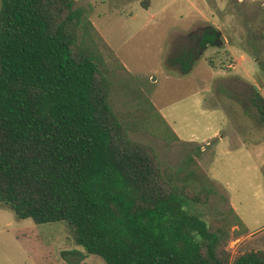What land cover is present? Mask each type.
I'll return each mask as SVG.
<instances>
[{
    "label": "trees",
    "instance_id": "1",
    "mask_svg": "<svg viewBox=\"0 0 264 264\" xmlns=\"http://www.w3.org/2000/svg\"><path fill=\"white\" fill-rule=\"evenodd\" d=\"M74 4L0 0V204L36 223L65 221L105 264H264V248L232 256L227 247L248 230L233 207L206 220L184 206L215 190L201 165L162 166L154 146L130 136L143 128L177 138L141 91L116 114L105 53L125 66ZM194 36L168 60L179 69L168 71L188 72L196 46L216 41L219 29L209 24ZM248 86L254 109H244L262 128L264 95Z\"/></svg>",
    "mask_w": 264,
    "mask_h": 264
},
{
    "label": "rangeland",
    "instance_id": "2",
    "mask_svg": "<svg viewBox=\"0 0 264 264\" xmlns=\"http://www.w3.org/2000/svg\"><path fill=\"white\" fill-rule=\"evenodd\" d=\"M74 5L86 8L125 65L112 66L105 53L108 99L116 114L130 111L138 100L134 93L141 91L179 131L183 128L182 137L197 141L166 140L143 128L129 131L132 138L154 146L162 166L186 168L193 165L191 159L203 168L207 164L214 192L204 203L184 206L209 220L231 202L250 228L264 225V127L244 109H254L249 84L264 95V0H75ZM209 24L224 35V43L218 36L213 43L197 45L188 72L168 71L166 64L179 69L168 60ZM205 99L210 106L203 108L200 101ZM207 124H222L224 139L205 145ZM162 132L169 133L163 126ZM227 135L235 142L243 138L247 147L227 145ZM253 136L260 139L251 144ZM73 230L63 220L36 223L16 217L0 204V264H105L99 255L85 252ZM227 247L232 256L264 248V230L246 238L232 236Z\"/></svg>",
    "mask_w": 264,
    "mask_h": 264
},
{
    "label": "crops",
    "instance_id": "3",
    "mask_svg": "<svg viewBox=\"0 0 264 264\" xmlns=\"http://www.w3.org/2000/svg\"><path fill=\"white\" fill-rule=\"evenodd\" d=\"M124 64V63H123ZM125 66V65H124ZM209 96V95H208ZM151 99V98H150ZM207 99H208V97H207ZM207 99H205V100H203L202 102L200 101V104H201V106L203 107V108H206V107H208V106H210V105H207ZM154 103V102H153ZM155 104V103H154ZM207 105V106H203V105ZM156 105V104H155ZM157 106V105H156ZM214 107H217V106H214ZM218 107H220V106H218ZM158 108V107H157ZM221 108V107H220ZM159 109V111L161 112V114L164 116V118L168 121V123L171 125V127L173 128V130L176 132V134H177V138L178 139H181V140H185V141H192V142H197L194 138H187V137H182V132L180 133V131H183V128H180V131H179V128H177L176 127V125H175V122H174V120L173 121H171V120H169L168 118H167V116H168V114H166V113H164V112H162L161 110H160V108H158ZM222 109V108H221ZM222 126V124H219L218 126L217 125H209V124H207L204 128H205V141H204V143H205V145H208V144H211L212 143V141L215 139V141L217 140V139H219V140H223L224 138H223V133H222V128L223 127H221ZM241 139H243V138H241V137H239L238 136V138L236 139V142L233 140V138L232 137H230L229 135H227L226 136V143H227V145H229V146H239V147H241V146H246V144H248L247 142H245V144L244 143H242V140ZM260 138H255L253 141H252V143L251 142H249V144L251 143V144H253V143H255V142H257L258 140H259ZM224 140V141H225ZM222 142V141H221ZM225 143V142H224ZM226 143H225V145H226ZM205 145H203V147L205 148L206 146ZM247 147V146H246ZM206 166H207V164H205V167H204V169H205V171L207 172V174L209 175V177H210V174H209V172L206 170ZM210 178H212V177H210ZM214 179V178H213ZM215 181H217L216 179H214ZM218 182V181H217ZM225 182L226 183H229L227 180H225ZM261 184H263V183H261ZM226 185V184H225ZM224 187V186H223ZM224 189H225V187H224ZM226 190V189H225ZM226 193H227V195H228V197H229V194H228V191L226 190ZM230 202V201H229ZM230 206L231 207H233L234 209H235V211L237 210L236 209V207H235V205L233 204V203H231L230 202ZM237 212V211H236ZM238 213V212H237ZM239 214V213H238ZM239 216L241 217V219L243 220V222L245 223V225H246V227H247V232L246 233H244V234H242L241 236H242V238H246L247 236H253L255 233H257V232H260V231H262V230H264V225H262V226H258V227H255V228H250L249 227V225L246 223V221H245V219L239 214Z\"/></svg>",
    "mask_w": 264,
    "mask_h": 264
},
{
    "label": "water",
    "instance_id": "4",
    "mask_svg": "<svg viewBox=\"0 0 264 264\" xmlns=\"http://www.w3.org/2000/svg\"><path fill=\"white\" fill-rule=\"evenodd\" d=\"M219 36H220L222 42L224 43V41H225V37H224V35H223V34H219ZM222 42H221L220 44H222ZM254 86H255V88H257L256 85H254Z\"/></svg>",
    "mask_w": 264,
    "mask_h": 264
}]
</instances>
